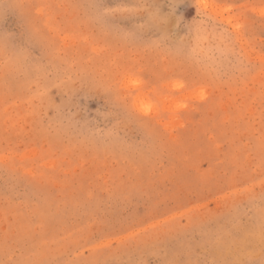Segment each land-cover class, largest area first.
Instances as JSON below:
<instances>
[{
	"label": "rangeland",
	"instance_id": "obj_1",
	"mask_svg": "<svg viewBox=\"0 0 264 264\" xmlns=\"http://www.w3.org/2000/svg\"><path fill=\"white\" fill-rule=\"evenodd\" d=\"M0 264H264V0H0Z\"/></svg>",
	"mask_w": 264,
	"mask_h": 264
}]
</instances>
